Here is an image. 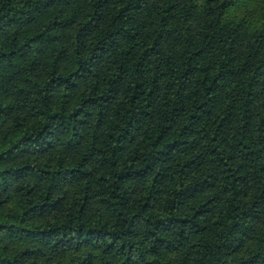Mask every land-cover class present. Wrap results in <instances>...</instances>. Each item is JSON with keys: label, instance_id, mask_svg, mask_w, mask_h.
Returning <instances> with one entry per match:
<instances>
[{"label": "trees", "instance_id": "obj_1", "mask_svg": "<svg viewBox=\"0 0 264 264\" xmlns=\"http://www.w3.org/2000/svg\"><path fill=\"white\" fill-rule=\"evenodd\" d=\"M0 264H264V0H0Z\"/></svg>", "mask_w": 264, "mask_h": 264}]
</instances>
